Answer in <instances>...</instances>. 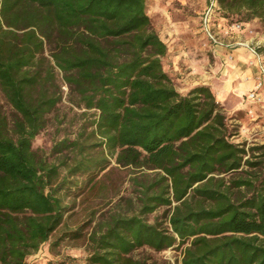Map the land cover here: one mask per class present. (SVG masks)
<instances>
[{
	"label": "trees",
	"instance_id": "16d2710c",
	"mask_svg": "<svg viewBox=\"0 0 264 264\" xmlns=\"http://www.w3.org/2000/svg\"><path fill=\"white\" fill-rule=\"evenodd\" d=\"M227 23L264 24V0H217ZM167 44L147 0H0V264H27L53 245L78 239L63 229L71 184L88 193L104 184V149L132 179L138 209L113 213L89 234L84 264H148L131 252L184 246L182 264H264V143L232 140L224 107L207 84L179 91L165 71ZM56 68L95 109L89 134L63 139L73 151L66 174L34 147L62 99ZM150 171V172H148ZM86 175L84 185L70 176ZM169 206L168 227L144 215ZM45 264H80L73 256ZM151 264H158L153 261Z\"/></svg>",
	"mask_w": 264,
	"mask_h": 264
},
{
	"label": "rangeland",
	"instance_id": "374dc122",
	"mask_svg": "<svg viewBox=\"0 0 264 264\" xmlns=\"http://www.w3.org/2000/svg\"><path fill=\"white\" fill-rule=\"evenodd\" d=\"M203 0H147V12L151 18L155 30L167 44V54L162 58L165 71L173 78L179 91L186 93L187 84L184 83V65L175 59L181 60L176 55L183 50L184 57H198L203 53L210 54L207 49L205 38L198 31L199 16L203 8ZM256 27L253 29H264V24L254 19ZM248 22H243V26ZM261 52V50H260ZM264 54V53H262ZM181 70V72L179 71ZM57 81L62 88V99L57 107L49 114V120L44 128L34 139V147L47 157V159L60 166L62 175L66 174V164L71 161L73 151L64 148L63 151H54V145L63 140L80 138L88 142H98V137L90 135L93 128L92 121L97 117L95 109H88L78 104L77 95L71 90L63 78V72L56 68ZM0 101L4 104L8 114L11 107L0 92ZM228 124L236 142L247 141L248 144L264 143V133L251 130L252 122L246 112L227 111ZM91 149L95 153L104 149L108 157L107 167L100 173L99 177L104 179V184L98 185L88 193L77 195L79 189L71 184V191L66 197V202L71 206L68 212L67 223L63 229H75L78 225L83 226V235L78 239L65 238L59 244L53 245L57 232L48 241L41 244L39 249L28 255L27 264H45L49 259H60L65 256H73L80 264L86 262V258L92 250L88 237L92 230L101 226L113 213H132L138 209L137 194L138 186L134 183L133 177L142 174L139 169L136 173L129 167L120 166L116 162V156L108 153L102 146H94ZM146 172V171H145ZM150 172V171H148ZM72 181L84 185L86 175L70 176ZM169 206H161L155 211L144 215L152 223H159L160 226L168 227ZM184 246H173L157 251L149 246L139 247L131 252L136 259L147 261L151 264L156 261L158 264H182Z\"/></svg>",
	"mask_w": 264,
	"mask_h": 264
},
{
	"label": "crops",
	"instance_id": "0c3cea01",
	"mask_svg": "<svg viewBox=\"0 0 264 264\" xmlns=\"http://www.w3.org/2000/svg\"><path fill=\"white\" fill-rule=\"evenodd\" d=\"M203 8L199 16L198 31L205 38L210 54L184 57L179 50L178 61L184 65L185 89L198 84H207L216 95L218 102L227 111H243L253 123L251 130L264 133V84L259 90L260 99H250L247 94L254 88L257 78L262 75L264 66V29H253L255 22L246 23L241 29L224 34L222 28L226 24L224 17L216 8L209 14V26L220 35L221 41L215 42L204 33L206 14L210 11L211 0H203ZM182 52V54H181ZM181 72V70H179Z\"/></svg>",
	"mask_w": 264,
	"mask_h": 264
},
{
	"label": "built area",
	"instance_id": "2783aa9c",
	"mask_svg": "<svg viewBox=\"0 0 264 264\" xmlns=\"http://www.w3.org/2000/svg\"><path fill=\"white\" fill-rule=\"evenodd\" d=\"M214 8H216L217 13L221 14L219 12V5H218L217 0H211L210 11H208V13L206 14L207 16L205 19L204 33L207 37H209L213 41L220 42L221 38H220L219 33L213 27H210L208 24L209 23V14L211 12V9L213 10ZM242 27H243V23L240 21H233L231 23L226 22V24L222 28V30H223L224 34H229L233 30L241 29ZM255 52H257L258 55L264 57V54H261L259 51L256 50ZM263 84H264V66H262V75H260L257 78V81L255 83L254 88L247 94L248 98L260 99L259 90L263 87Z\"/></svg>",
	"mask_w": 264,
	"mask_h": 264
}]
</instances>
